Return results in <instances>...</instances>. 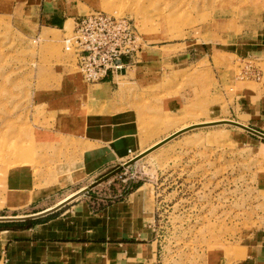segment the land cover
Here are the masks:
<instances>
[{
    "label": "rangeland",
    "instance_id": "374dc122",
    "mask_svg": "<svg viewBox=\"0 0 264 264\" xmlns=\"http://www.w3.org/2000/svg\"><path fill=\"white\" fill-rule=\"evenodd\" d=\"M93 12L136 24L143 50L116 78L112 110L156 113L151 144L224 120L264 130V0H0V206L10 172L28 168L40 188L80 156L77 121L98 110L100 99L84 96L98 85L85 84L63 42L74 19ZM176 98L192 115L171 116L178 129H164L159 112ZM124 165L75 200L98 207L113 192L153 185L164 264H234L264 242V140L226 125L197 129ZM28 208L2 207L0 218Z\"/></svg>",
    "mask_w": 264,
    "mask_h": 264
},
{
    "label": "crops",
    "instance_id": "0c3cea01",
    "mask_svg": "<svg viewBox=\"0 0 264 264\" xmlns=\"http://www.w3.org/2000/svg\"><path fill=\"white\" fill-rule=\"evenodd\" d=\"M125 75L122 77L128 72ZM116 84L104 82L86 90L84 96L89 102L100 99L99 108L77 121L80 156L63 163L56 174H51L52 181L37 188L28 168L9 173L4 186L8 196L0 209L29 207L30 211L9 213L5 218L33 217L51 211L157 143L150 142L158 129V125H150L156 113L147 108L141 112L133 108L112 110L116 97L111 88ZM186 104L181 102L182 107ZM181 105L177 98L172 99L159 112L164 129H178L174 127L178 119L169 117L192 115L182 111ZM250 128L264 134L258 127ZM40 219L41 223L25 229L0 232V264H164L159 252L158 203L153 185L139 183L127 195L102 207L81 198L64 210L32 221ZM255 245L247 249L245 259L234 264H264V242Z\"/></svg>",
    "mask_w": 264,
    "mask_h": 264
},
{
    "label": "built area",
    "instance_id": "2783aa9c",
    "mask_svg": "<svg viewBox=\"0 0 264 264\" xmlns=\"http://www.w3.org/2000/svg\"><path fill=\"white\" fill-rule=\"evenodd\" d=\"M63 43L64 51L72 55L88 85L115 82L117 77L128 72L143 50L132 19L104 12L74 19L73 30L65 35Z\"/></svg>",
    "mask_w": 264,
    "mask_h": 264
},
{
    "label": "water",
    "instance_id": "95a60500",
    "mask_svg": "<svg viewBox=\"0 0 264 264\" xmlns=\"http://www.w3.org/2000/svg\"><path fill=\"white\" fill-rule=\"evenodd\" d=\"M223 125L236 127V128L241 129V130H243V131H245V132H247V133H249V134H251V135H253L255 137H258V138L264 140V134L263 133H261V132H259L257 130H254V129L250 128V127L241 125L240 123L234 122V121H221V122H216V123H206V124H203V125H194L192 127H189L188 129H185L183 131H180V132H177V133L173 134L171 137H169L168 139H165L160 144H158L155 147L147 150L145 153L140 154L135 159H133V160L129 161L128 163H126L124 165V167L129 168V167L134 166L138 161L142 160L143 158H145L146 156H148L149 154H151L155 150L159 149L160 147L166 145L167 143L171 142L172 140L176 139L177 137H179V136H181V135H183V134H185L187 132H190V131H193V130H197V129H205V128L223 126ZM115 173H112L109 177L113 176ZM109 177H105L104 179H102L100 181V183L104 182ZM95 185L96 184L92 185L91 187H94ZM88 191H89V188L83 190L82 192H80L79 194L74 196L73 198L69 199L68 201H66L63 204H61L60 206H58L57 208H55V209H53L51 211H48V212H46L44 214H40V215L33 216V217H25V218H0V223H22V222H27V221H32V220H35V219H39V218H41V217H43V216H45V215H47V214H49L51 212L58 211L59 209H61L62 207L66 206L70 202L74 201L75 199H77L81 195L87 194Z\"/></svg>",
    "mask_w": 264,
    "mask_h": 264
},
{
    "label": "trees",
    "instance_id": "16d2710c",
    "mask_svg": "<svg viewBox=\"0 0 264 264\" xmlns=\"http://www.w3.org/2000/svg\"><path fill=\"white\" fill-rule=\"evenodd\" d=\"M133 189L132 186H130V188L124 190L123 192H113L111 194H109L108 196L104 197L103 200H96L97 206L98 207H102L107 203L116 201L117 199H120L121 197L127 195L131 190ZM42 220H36L34 221L32 224H30V226L35 225V224H39L41 223ZM27 225H0V232L1 231H5V230H19V229H25L27 227H30Z\"/></svg>",
    "mask_w": 264,
    "mask_h": 264
},
{
    "label": "bare ground",
    "instance_id": "6f19581e",
    "mask_svg": "<svg viewBox=\"0 0 264 264\" xmlns=\"http://www.w3.org/2000/svg\"><path fill=\"white\" fill-rule=\"evenodd\" d=\"M113 16H115V15H113ZM116 17H121V16H116ZM224 121H227V120H224ZM217 122H221V121H217ZM211 123H216V122H211ZM203 124H206V123L196 124V125H203ZM240 124H241V123H240ZM241 125H243V124H241ZM193 126H194V125H193ZM244 126H245V125H244ZM189 127H192V126H189ZM189 127H186V128H184V129H182V130H180V131H183V130H185V129H188ZM180 131H178V132H180ZM176 133H177V132H176ZM174 134H175V133H174ZM172 135H173V134H172ZM172 135H171V136H172ZM171 136H169V137H171ZM169 137H167L166 139H168ZM164 140H165V139H164ZM164 140H162V141H164ZM162 141H161V142H162ZM161 142H159L158 144H160ZM158 144H156V145H158ZM156 145H154L153 147H155ZM153 147H151V148H153ZM162 147H163V146H162ZM151 148H150V149H151ZM160 148H161V147H160ZM160 148H159V149H160ZM148 150H149V149H148ZM157 150H158V149H157ZM146 151H147V150H146ZM146 151H145V152H146ZM155 151H156V150H155ZM155 151H154V152H155ZM145 152H144V153H145ZM152 153H153V152H152ZM149 155H150V154H149ZM71 198H73V197H71ZM71 198H70V199H71ZM68 200H69V199H68ZM68 200H66V201H68Z\"/></svg>",
    "mask_w": 264,
    "mask_h": 264
}]
</instances>
